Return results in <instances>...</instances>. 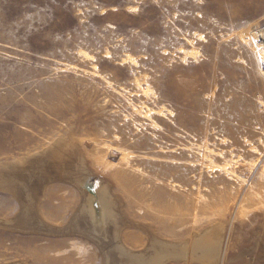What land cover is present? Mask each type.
I'll return each mask as SVG.
<instances>
[{
  "label": "rangeland",
  "instance_id": "374dc122",
  "mask_svg": "<svg viewBox=\"0 0 264 264\" xmlns=\"http://www.w3.org/2000/svg\"><path fill=\"white\" fill-rule=\"evenodd\" d=\"M57 140L65 167H34ZM19 167L52 181L0 183V264H106L72 223L90 195L143 257L264 264V0H0V176Z\"/></svg>",
  "mask_w": 264,
  "mask_h": 264
},
{
  "label": "bare ground",
  "instance_id": "6f19581e",
  "mask_svg": "<svg viewBox=\"0 0 264 264\" xmlns=\"http://www.w3.org/2000/svg\"><path fill=\"white\" fill-rule=\"evenodd\" d=\"M60 139V138H59ZM55 141V140H54ZM53 141V142H54ZM59 146L56 147V145H52L50 147H46L45 149H43L41 153L38 154V157L34 158L35 159V163H33L32 165L34 167H40L43 169L44 172H46L48 169H52L53 166L58 167V165H61L62 167H65L64 164V156H65V151L62 152L61 149H59L61 143V140H57ZM52 143V142H51ZM73 144V142H71ZM65 145V143H63ZM62 146V145H61ZM73 146V145H72ZM77 146V145H74ZM75 149V148H74ZM77 153V152H76ZM67 154V153H66ZM70 156V155H69ZM43 158V159H41ZM71 159V158H70ZM73 159V158H72ZM67 161V159H66ZM70 162V161H69ZM58 164V165H57ZM80 165V163H79ZM60 166V167H61ZM81 166V165H80ZM32 167V168H34ZM85 168V167H84ZM83 168V169H84ZM60 169V168H59ZM72 169V168H71ZM78 169V168H77ZM82 169V168H81ZM40 170V169H39ZM86 170V169H85ZM58 171V170H57ZM75 171V169H74ZM79 171V170H78ZM84 171V170H83ZM55 172V171H54ZM87 172V170H86ZM85 172V173H86ZM31 173V171H30ZM41 173V172H40ZM61 173V172H60ZM59 173V174H60ZM80 173V172H79ZM84 173V174H85ZM17 174H24L25 177H20V178H11V179H6L2 176H0V183L3 184V182L6 180H8L6 183L8 185L7 189L16 194L17 197L24 201L26 197L32 196V194H36L37 195V191L40 190V194H43L44 196V190L45 188L49 187L48 183H51L52 179L49 178V176L46 177H42L41 178H37V177H32L30 174L26 173V170L19 167ZM33 174V173H31ZM36 174V173H35ZM52 174V173H51ZM69 174V173H68ZM34 175V174H33ZM39 175V174H37ZM36 175V176H37ZM89 175V174H88ZM60 177V176H59ZM78 177V176H77ZM22 178V179H21ZM82 178V177H81ZM84 179V177H83ZM82 179V180H83ZM87 179V178H86ZM74 180V179H73ZM76 180V179H75ZM87 181V180H85ZM87 183V182H86ZM1 184V185H2ZM79 184V183H78ZM76 183V185H78ZM98 184V183H97ZM100 184V182H99ZM51 185V184H50ZM74 185V184H73ZM75 185V186H76ZM85 185V184H84ZM104 186V185H103ZM102 186V187H103ZM101 187V188H102ZM105 188V186H104ZM44 189V190H43ZM83 189V188H82ZM103 190V189H102ZM92 191V190H91ZM93 192V191H92ZM39 194V195H40ZM84 196V195H83ZM91 196V195H90ZM90 196L85 197L84 196V203H82L78 209V214L76 212V216L75 218H73L72 223L74 224V226H76V228L80 227L83 228V225H87L86 223H89V225L87 226L88 228H90V231H92L94 233V235L89 236V239L86 238L85 239H81L82 241H86L89 244L94 243L98 246H100V248L102 249V255L103 257L106 258V264H150L153 263L154 260L158 262V264H163L165 261L169 260V259H182L184 257V250H177L174 251L173 248H168L166 246H162L159 250H158V256L155 257V253H152V256H144L143 254L140 253V250L134 251L132 250L130 247H126L124 245V242H122V240L115 242V240L120 239L119 238V234H120V228L117 226V223L115 222V214H114V209L115 207H111L110 202H108L105 198V196H100L101 198V205H102V211L101 214L96 215L94 213V210L92 209V200L93 198H90ZM74 197V196H73ZM93 197V196H92ZM36 199V198H35ZM95 200V199H94ZM97 200V199H96ZM82 201V200H81ZM80 201V202H81ZM100 201V200H99ZM33 202V199H32ZM36 203H33V205H31V207H28L27 213L23 214L24 216H20L19 220H20V224H25L28 223L30 225H32L35 221H36V211H35V207L34 205L37 204V200L35 201ZM74 203V200L72 201H68L66 202V207L65 210L63 211V213L61 214L60 218L65 219L66 216V212H68L69 210H71L72 204ZM62 203L60 201H57V205L60 206ZM49 208H51L53 211V216L56 215V210L54 209L53 206H50ZM25 209V208H24ZM23 209V210H24ZM40 210V209H39ZM38 210V211H39ZM43 210V209H42ZM76 210V209H75ZM26 212V211H25ZM29 213V214H28ZM44 213V212H43ZM75 213V211H74ZM38 214V213H37ZM118 214V213H117ZM86 215V220L84 219H80L81 216H85ZM44 216V214H43ZM70 216V215H69ZM38 217V215H37ZM46 217V216H45ZM51 217V216H50ZM72 217V216H71ZM24 220H23V219ZM35 218V219H34ZM40 219V218H39ZM45 219V218H44ZM119 219V218H118ZM41 220V219H40ZM47 220V219H46ZM48 221V220H47ZM69 221V219H68ZM33 222V223H32ZM41 223V222H40ZM71 223V221H70ZM27 224V225H28ZM37 221L36 223H34L32 226H34V228H37ZM40 225V224H39ZM43 225V224H42ZM45 225V224H44ZM78 226V227H77ZM122 226V224H121ZM23 227V226H22ZM56 227V226H55ZM62 227V226H61ZM65 227V226H64ZM67 227V226H66ZM86 227V226H85ZM26 228V227H25ZM42 228V227H41ZM70 228V227H69ZM45 229V228H44ZM43 229V230H44ZM61 229V228H60ZM64 229V228H63ZM68 229V228H67ZM25 230V229H24ZM62 230V229H61ZM65 230V229H64ZM70 230V229H69ZM73 230V229H72ZM89 230V229H88ZM51 231V230H50ZM68 231V230H67ZM77 231V229H76ZM82 231V230H80ZM78 231V232H80ZM89 231V232H90ZM73 232H75V230H73ZM86 232V231H85ZM60 234V233H59ZM63 234V233H62ZM82 234V232H81ZM83 235V234H82ZM124 237H126L128 239V235L127 233H124L123 235ZM86 237V236H85ZM217 237V236H216ZM264 237V236H263ZM83 238V237H82ZM135 238V237H134ZM215 238V237H214ZM218 238V237H217ZM262 238V236H261ZM112 239V240H111ZM216 239V238H215ZM109 241V242H106ZM219 241V240H218ZM263 241V240H262ZM261 241V242H262ZM216 242V241H215ZM264 242V241H263ZM262 242V244H263ZM214 243V241H213ZM220 243V242H219ZM219 243H217L219 245ZM260 244V242H259ZM214 245V244H212ZM211 245V246H212ZM216 245V243H215ZM261 245V244H260ZM210 246V247H211ZM217 246V245H216ZM220 246V245H219ZM220 248V247H219ZM99 249V248H98ZM221 249V248H220ZM226 250V249H225ZM116 252H118L117 254H119V257L116 256ZM168 254V255H167ZM97 255V254H96ZM186 256V254H185ZM217 256H219L217 254V247H214L213 250H209L206 254L207 260L211 263V264H215L217 262ZM145 257L146 260H145ZM187 257V256H186ZM20 263V262H19ZM23 263V262H22ZM165 264V263H164Z\"/></svg>",
  "mask_w": 264,
  "mask_h": 264
}]
</instances>
